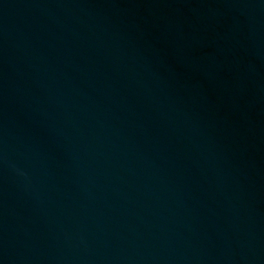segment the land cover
<instances>
[{"label":"water","instance_id":"obj_1","mask_svg":"<svg viewBox=\"0 0 264 264\" xmlns=\"http://www.w3.org/2000/svg\"><path fill=\"white\" fill-rule=\"evenodd\" d=\"M0 264H264V0H0Z\"/></svg>","mask_w":264,"mask_h":264}]
</instances>
